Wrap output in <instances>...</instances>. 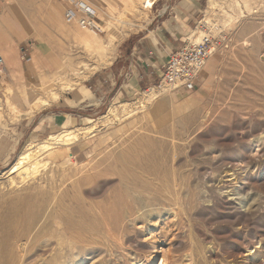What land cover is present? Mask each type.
I'll use <instances>...</instances> for the list:
<instances>
[{
  "label": "rangeland",
  "instance_id": "obj_1",
  "mask_svg": "<svg viewBox=\"0 0 264 264\" xmlns=\"http://www.w3.org/2000/svg\"><path fill=\"white\" fill-rule=\"evenodd\" d=\"M131 1L133 9L126 21L136 26L124 39L108 37L123 31L116 20L119 11L113 10L111 5L105 12L93 11L104 30L98 35L63 14L61 39L50 40L61 54L66 72L60 69L47 76L51 81L49 89L31 88V97L9 85L0 93V226L7 231L6 235L14 237L5 250L0 248V264H26L21 247L30 227L37 237L33 264L45 257L54 264H91L92 255L83 252V248L91 247L89 243L86 245L90 233L79 221L85 213L81 206L90 204L105 206L118 237L124 238L127 244L145 240L150 245L149 258L156 244L158 255L171 250L177 259L175 264H264V0H217L219 5L213 8L212 0H206V9L194 29L201 27L207 14L216 16L223 27L207 33L219 38L220 45L208 58L197 84L176 91L164 88L163 95L146 103L144 109L116 118L111 115V109H119L125 103L135 106L147 100V94L158 90V86L118 105L99 101L95 96L93 102H80L76 93L95 72L111 64L126 38L151 30L150 10L143 9L142 0ZM109 24L115 27L112 32H105ZM192 30L189 35L195 36ZM92 38L101 40L110 62L94 71L88 70L86 77L76 75L66 66L70 60L79 62L88 57L90 52L85 40ZM199 39L197 42L201 41ZM96 60L93 57L90 63L97 65ZM42 99H47L49 104L34 113L20 115L35 103L42 104ZM21 100L27 107L20 105ZM170 101L177 106L188 102L191 105L173 110L169 107ZM91 103L96 107H91ZM40 112L48 115L52 126L54 124L51 134L55 137L64 130L94 126L84 139L74 142L78 149H83V156H68L65 151L71 144H54V148L37 153L39 160L49 163L41 173L11 174L10 168L27 145L32 143L33 148L39 149L49 139L31 136L30 120ZM69 115L75 118L74 123H69ZM66 117L67 121L63 122ZM84 118H90L88 124ZM59 119L62 125L57 122ZM122 156L128 160L139 158L140 163H123ZM151 164L174 168L176 178L187 181L185 194L189 192L190 197L181 208L172 204L168 212L163 211L162 218L157 214L151 217L154 232L150 234L148 230L139 236L133 228L122 227L126 188L118 176L111 174V169ZM227 168L240 174L236 185L243 183V202L229 201L227 195L221 196L216 189L219 177ZM73 183L82 184L86 192H61L65 185ZM54 197L59 206L51 208L58 215L64 212L73 225L67 230L56 228L45 247L46 237H41L39 221L46 200ZM92 225L97 230L91 231L92 236L108 227L106 223L105 226L103 223ZM70 243L76 247L74 252ZM92 246L101 247V244Z\"/></svg>",
  "mask_w": 264,
  "mask_h": 264
},
{
  "label": "crops",
  "instance_id": "obj_2",
  "mask_svg": "<svg viewBox=\"0 0 264 264\" xmlns=\"http://www.w3.org/2000/svg\"><path fill=\"white\" fill-rule=\"evenodd\" d=\"M82 1L95 12H105V8L110 5L113 10L119 11L116 20L123 31L115 35L111 33L109 39H124L136 26L126 21L133 9L131 0ZM151 2L150 8L143 7L152 13L151 30L126 38L111 64L95 72L86 80L85 86L79 88L76 93L78 101L93 102L95 96L99 101L118 105L159 85L164 65L170 55L187 42L189 33L194 30L206 9V0ZM70 7L67 0H0V53L5 66L4 73L0 74V93L9 85L18 93L26 92L31 97V88L37 87L43 78L60 71L63 66L62 57L50 39H61L62 16ZM114 27L109 24L105 32H112ZM91 104V107H96ZM20 105L27 107L23 100ZM32 109L24 111V115ZM69 116V123H74L75 118ZM64 121H67V117ZM87 121L90 118H84V122ZM30 122L33 139L55 137L51 134L54 124L52 126L48 115L40 112ZM57 122L62 125L61 119ZM72 143H64L71 144L66 147L67 155L82 157L83 149H78Z\"/></svg>",
  "mask_w": 264,
  "mask_h": 264
},
{
  "label": "bare ground",
  "instance_id": "obj_3",
  "mask_svg": "<svg viewBox=\"0 0 264 264\" xmlns=\"http://www.w3.org/2000/svg\"><path fill=\"white\" fill-rule=\"evenodd\" d=\"M142 4H143V7H146L148 9L151 7L152 2L151 0H142ZM211 5L213 8L216 5H219V3L217 0H212ZM215 17L216 16L214 15L207 14L200 23L201 27L193 30L195 31V36L189 35V37L192 40L197 42L198 38H200L199 40H202L204 36H208L207 33L209 32L210 29L216 28L217 30H220V28L223 27V24H220L219 22H217ZM236 18H239V16H237ZM85 43H87L86 45H88V49H89L88 51L90 52V54L87 57L88 59L87 58L80 59V60L77 59L79 60V62L78 61L74 62V60H70V62L66 66L68 69L72 68V71L76 75L83 74L82 77H86V73L88 70L94 71L98 69L99 67L106 65L107 63L110 62V56L108 55V53H106L107 49L105 50V46L101 42V40L92 38V39L85 40ZM217 49L218 48H215L210 55H212ZM96 52H98V54ZM93 57L98 59L96 60L98 61L97 65H93L94 63L93 64L90 63L91 58L93 59ZM262 58L264 59V55L262 56ZM75 66L76 68L74 70ZM61 69L64 73L66 72V69H63V66ZM37 86L39 87L41 86L40 89L42 88L45 91L49 89V87L51 86V81L49 78L45 77L42 79V82ZM166 89H168L169 91H173L169 88H166ZM166 89L162 87H158V90L153 89L152 92L147 94L146 96L147 100L139 101L135 104V106L125 103L119 109H116V108L111 109L110 113L114 117L118 118L120 115L130 114L136 109H144L145 107H147L146 103L151 102L158 95H161V94L163 95ZM34 92H36V89L33 90V93ZM55 95L58 97V94H55ZM37 103H35L33 109L29 112V114L34 113L35 111L39 110L41 107L45 105H48L49 101L47 99H42V104L39 105ZM189 103L190 102L185 103V105H182V106L181 105L177 106L173 101H170L169 107L172 108L173 110H177L180 107H185V106L190 107L191 104ZM163 111L164 109L161 110L160 112H163ZM165 112H166V109H165ZM20 115H24V114L21 113ZM93 127L94 126L73 129V130H64L58 136L51 137L46 142L44 141L45 143H43L39 147V149L33 148V146L35 145L30 143L29 145L26 146L24 152L20 154V157H18L17 162L10 168L9 173L12 174L15 172L19 173V171H26L28 175H31V176L36 175L37 173H41L40 171L46 168V166L49 163L47 164L48 161L43 162L39 160L37 153L48 151L49 149L52 148L54 144L58 142H62V143L75 142L79 140L80 138H82L83 136L87 135L89 132H91V130L94 129ZM122 157L123 158H120V159L123 161V163L133 162L132 165L140 163L139 158L128 160L126 156H122ZM108 171H110V169ZM237 172H238L237 170H234L231 168L225 169L223 171V175L220 174L221 176L219 177L218 182L216 183L215 186L221 196H224V195L228 196L229 201L231 200L232 202H235L238 200L240 202H243L245 200V196L242 194L243 183H240L239 186L236 185L239 182V178H240V174ZM176 173L177 171L174 168H168L165 166L162 167V166L155 165V164H151L147 166H139V168H136L130 165L128 167H124V166L113 167L111 169V174L118 176L126 188L123 191L124 194L126 193V195L124 196H126L127 199L124 201V213H123V216L121 217V220L123 223L122 227L133 228L134 231L139 236L144 235L146 232H148V230L150 231L149 233L152 234L154 231L152 229L153 228L152 225L150 224V222L153 221L151 220V217L156 216L157 214V217L162 218L163 211L168 212L171 209L170 207L172 206V204L177 205L181 208L182 203H184L187 197H190V196H189V192L185 194V190L188 185L187 181L184 183L181 178L180 180L176 178V176L178 177ZM65 191L67 192L76 191L80 194H83L86 192V189H83L82 184L73 183L70 185H65V187H63V190L61 192L64 193ZM55 198L56 197L52 199H48L49 201L46 200V203L43 205L44 213L42 214V217L39 221V224L41 227V237H46V242L44 245L45 247H47L48 245L47 241H49L50 237L53 235V232L56 231L55 230L56 228L58 229L62 227L65 230H67V227L70 228L73 225V221L69 219L68 217H66L63 214L64 212L58 215L56 210H53L51 208V206H59V201ZM85 203L88 204V202H85ZM81 207L84 208L85 213L84 215H82L81 213L82 216L80 215L81 217L79 218V221L83 224V226L88 228L89 233H90L89 238H87L86 240V245L88 243L91 244V247L87 249L83 248V252L84 254L92 255V257L90 258L91 264H105V262H108V261L112 264H175L177 263V259L175 258L173 254H171L170 249L164 250L162 251L160 255H158L157 254L158 247L155 244L154 245L155 251L153 254H151V258H149L147 254V248L150 245L145 240H137V242L130 245L124 241V238L118 237L117 230H116L117 228L115 227V225L113 226V223L111 222L112 218L110 219L109 217L110 213L108 214V212L105 209V206L98 207V206H94L93 204H90L87 207L83 205ZM71 212H72V209H71ZM167 212L165 213L169 215ZM158 213H161V214H158ZM92 223H98V224L103 223L104 226L106 223L108 227L106 231L104 230L100 233L98 231L96 235L92 236L93 234L92 232L97 231L93 229ZM139 224H142L141 226L142 229L137 228ZM31 229H32L31 227L28 229L27 237H26L25 242L23 243V247L20 246L21 248H23L25 252L23 256H24V261L26 262V264H33V260L35 259L34 258V251H35L34 244H35V240L37 237L33 234ZM6 234H7V231H3L0 226V248H3L4 250L10 245V242L14 241V237L10 236V234L8 235ZM72 244L70 243V247H71V251L74 252L76 250V247L75 246L72 247L73 246ZM93 244L94 245L101 244V247L92 246ZM44 251L46 253L48 250L46 249ZM41 253H43L42 250H41ZM34 264H54V263L51 262V260L48 257H45L39 263H34ZM68 264H73V263L70 262Z\"/></svg>",
  "mask_w": 264,
  "mask_h": 264
},
{
  "label": "built area",
  "instance_id": "obj_4",
  "mask_svg": "<svg viewBox=\"0 0 264 264\" xmlns=\"http://www.w3.org/2000/svg\"><path fill=\"white\" fill-rule=\"evenodd\" d=\"M67 1L71 5L65 12L67 19H76L81 26L93 33H104L101 23L94 17L93 10L87 3L82 0ZM218 39L208 35L196 42L188 36L184 46L174 51L164 65V72L158 87L169 88L173 91L193 88L199 81L210 54L219 47ZM4 71V60L0 53V74Z\"/></svg>",
  "mask_w": 264,
  "mask_h": 264
}]
</instances>
